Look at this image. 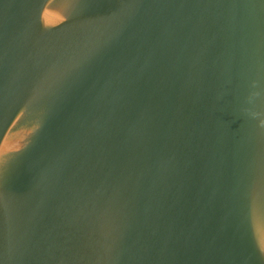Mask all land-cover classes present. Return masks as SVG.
Masks as SVG:
<instances>
[{
    "label": "water",
    "instance_id": "obj_1",
    "mask_svg": "<svg viewBox=\"0 0 264 264\" xmlns=\"http://www.w3.org/2000/svg\"><path fill=\"white\" fill-rule=\"evenodd\" d=\"M0 264H264V0H0Z\"/></svg>",
    "mask_w": 264,
    "mask_h": 264
}]
</instances>
